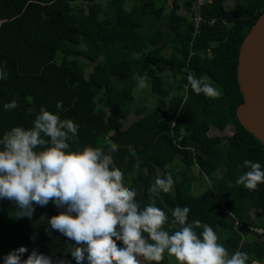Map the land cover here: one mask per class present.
Here are the masks:
<instances>
[{
  "label": "trees",
  "instance_id": "1",
  "mask_svg": "<svg viewBox=\"0 0 264 264\" xmlns=\"http://www.w3.org/2000/svg\"><path fill=\"white\" fill-rule=\"evenodd\" d=\"M165 1L0 0V66L8 73L0 80V139L13 127L31 128L41 107L71 119L79 126L72 149L90 145L107 152L109 140L119 146L114 162L126 186L137 189L142 207L156 177L172 174L173 190L161 192L156 202L169 218L166 230L179 227H170L171 210L187 206L189 223L211 226L230 253L248 254L246 264H264V239L248 228L264 225V184L249 190L235 183L249 170L242 167L245 160L264 168V145L235 115L242 101L236 77L239 45L264 11V0H205L200 12L214 22L203 23L195 35L188 14L192 0H170L168 10ZM190 73L208 77L222 95L213 99L193 92ZM138 76L148 79L150 88L143 93L144 98L154 95L152 107L142 101L133 108ZM13 99L18 107L6 110L3 105ZM58 101L63 103L59 111ZM130 112L137 117L125 124ZM210 125L220 130L231 125L233 131L209 135ZM194 167L209 179L198 194L191 190ZM219 168L221 175H214ZM16 211L14 202L0 199V264L21 246L28 249L22 260L35 248L76 264L64 253L74 242L47 224L63 209L52 203L35 206L31 219L16 218ZM195 230L199 234L203 228ZM160 264L177 261L165 253Z\"/></svg>",
  "mask_w": 264,
  "mask_h": 264
},
{
  "label": "clouds",
  "instance_id": "2",
  "mask_svg": "<svg viewBox=\"0 0 264 264\" xmlns=\"http://www.w3.org/2000/svg\"><path fill=\"white\" fill-rule=\"evenodd\" d=\"M8 73L0 66V80ZM188 86L196 94L219 98L222 92L214 87L208 77H187ZM150 88L146 76L137 77V90ZM6 110H14L18 102L5 103ZM63 103H56L57 111ZM78 125L71 119H61L44 107L39 110L31 128L13 127L0 139V199L15 203L16 218L31 219L35 206L52 203L63 209L47 218L51 230L73 241L67 244L64 253L70 254L76 264H160L165 253L177 264H246V252L230 253L220 243V237L209 225L199 220L188 222L189 207L176 206L171 210V226H179L170 233L165 229L169 222L166 213L157 206L161 192L173 190L171 173L157 176L148 188L149 202L141 206L136 201L137 189L125 184L124 173L114 162L112 153L119 146L108 141V150L78 145ZM129 152L136 156L132 145ZM137 158L135 165L139 169ZM242 167L249 170L236 180L249 190L264 184V168L258 162L245 160ZM41 215L39 222L43 223ZM203 228L199 234L195 229ZM35 240V234L31 237ZM226 238V236H225ZM122 242V246L117 244ZM24 246L4 256V264H68L63 257L53 258L33 248ZM142 258V259H141ZM255 264V262H253Z\"/></svg>",
  "mask_w": 264,
  "mask_h": 264
},
{
  "label": "water",
  "instance_id": "3",
  "mask_svg": "<svg viewBox=\"0 0 264 264\" xmlns=\"http://www.w3.org/2000/svg\"><path fill=\"white\" fill-rule=\"evenodd\" d=\"M236 77L242 101L237 104L235 115L264 145V11L239 45Z\"/></svg>",
  "mask_w": 264,
  "mask_h": 264
},
{
  "label": "rangeland",
  "instance_id": "4",
  "mask_svg": "<svg viewBox=\"0 0 264 264\" xmlns=\"http://www.w3.org/2000/svg\"><path fill=\"white\" fill-rule=\"evenodd\" d=\"M100 1H105V0H100ZM166 5H165V9L168 10L169 9V5H170V0L165 1ZM229 5L232 4L231 1L228 2ZM182 10V9H181ZM184 11V9L182 10ZM59 58V56H57ZM85 61V60H84ZM86 69L88 70L89 68H91L92 64L89 65H85ZM134 103H133V108L137 107L138 105H140L142 103V101H145V103L152 107L155 104V99H154V95H149L147 98H144V93L143 91H138L137 90V85L135 86V91H134ZM137 116L133 113L130 112L127 117L124 120L125 124L130 123L132 120H134ZM233 131V127L231 125H227L224 129L220 130L218 129L216 126L214 125H210L209 129H208V134L209 135H228ZM99 143H100V137L98 139ZM223 171V168H219L214 172V175H221ZM193 173H194V180L192 181L191 184V190L194 194H198L200 193L208 184H209V179L204 176L203 174L199 173L197 171V169L194 167L193 168ZM126 184V182H125ZM256 213L257 211L255 210H251V214L254 218H256ZM142 259V258H141ZM171 259L175 260L174 257L171 256ZM146 261H143L142 259V264H144Z\"/></svg>",
  "mask_w": 264,
  "mask_h": 264
},
{
  "label": "built area",
  "instance_id": "5",
  "mask_svg": "<svg viewBox=\"0 0 264 264\" xmlns=\"http://www.w3.org/2000/svg\"><path fill=\"white\" fill-rule=\"evenodd\" d=\"M205 0H192L188 9L189 18L193 25L192 34L195 35L199 29L201 28L203 23L212 24L214 19H205L201 12L200 8ZM249 230L254 233L260 240L264 239V225H255L249 226ZM264 263V255L263 259H261Z\"/></svg>",
  "mask_w": 264,
  "mask_h": 264
},
{
  "label": "crops",
  "instance_id": "6",
  "mask_svg": "<svg viewBox=\"0 0 264 264\" xmlns=\"http://www.w3.org/2000/svg\"><path fill=\"white\" fill-rule=\"evenodd\" d=\"M254 262H255V263H259V261H258V260H257V261L255 260Z\"/></svg>",
  "mask_w": 264,
  "mask_h": 264
}]
</instances>
